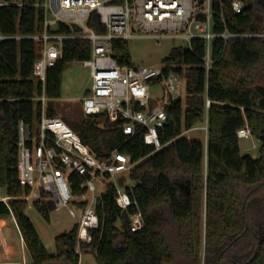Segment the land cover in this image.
<instances>
[{
	"label": "trees",
	"instance_id": "trees-1",
	"mask_svg": "<svg viewBox=\"0 0 264 264\" xmlns=\"http://www.w3.org/2000/svg\"><path fill=\"white\" fill-rule=\"evenodd\" d=\"M47 0H5L0 4V217L13 216L32 262L26 264H80L93 255L98 264H264V7L262 0H242L235 14L230 0H212L210 65L208 42L194 38L186 47H174L164 60L165 74L185 80L183 95L167 107L165 126L158 131L160 151L146 145L145 128L132 135L123 120L107 114L86 116L74 128L101 162L122 153L136 163L130 171L128 193L137 205L121 210L117 188L107 186L97 207L100 226L92 241L79 239V225L55 239L50 254L26 214L29 189L19 182V123L33 128L41 118L42 85L34 64L42 44L32 39L44 33ZM124 0H115L122 4ZM88 25L97 34L106 28L93 13ZM50 32L73 35L69 25L57 23ZM112 55L121 67H136L128 40L116 39ZM92 56L88 40L64 42L62 58L48 70L46 115L57 117L53 102L61 97L62 75L68 64ZM210 106L207 109V102ZM208 112L207 141L182 134L201 127ZM249 127L261 142L260 155H242L238 131ZM196 132V131H195ZM194 133V132H193ZM197 133H200L197 130ZM73 194L79 197L84 178L67 172ZM108 176L105 180H109ZM190 196V198H189ZM46 221L55 203L43 194L33 202ZM79 215L85 205L75 201ZM140 209L144 227L130 229V217Z\"/></svg>",
	"mask_w": 264,
	"mask_h": 264
},
{
	"label": "built area",
	"instance_id": "built-area-1",
	"mask_svg": "<svg viewBox=\"0 0 264 264\" xmlns=\"http://www.w3.org/2000/svg\"><path fill=\"white\" fill-rule=\"evenodd\" d=\"M47 0L46 13H51L53 21L45 16L44 33L32 39L42 44L40 57L34 64V75L42 85V93L35 98L40 103L41 118L36 131L24 122L19 123V182L29 189L23 196L26 202L40 200L43 194L49 195L55 209H67L79 225V239L92 241V230L100 226L97 207L102 194L107 190L105 177L114 179L118 174H129L134 168L130 156L113 153L108 161L101 162L84 145L80 136L59 117L46 115L49 98L46 94L48 70L62 58L64 42L70 39L88 40L92 44V56L82 64L90 68L93 81L92 89L82 101L83 114L86 116L107 114L112 122L123 120L125 135L136 133L145 128L144 141L155 152L164 146L158 131L168 119L166 112L173 102L183 95L185 80L174 73L165 74L163 69L150 67H121L112 55V43L116 39L129 40L135 32L156 34L187 41L200 38L208 42L207 66L210 65V42L217 36L212 33V0L199 4L198 0ZM235 14L244 10L242 0H230ZM207 5L202 8L201 5ZM93 13L100 18L106 28L105 34H97L88 25ZM57 23L70 26L79 25L82 32L62 35L50 32ZM197 33H193V31ZM6 39L0 34V40ZM156 85L159 94L155 96L152 86ZM210 102H207V109ZM197 130L208 135V112L204 124L185 131L182 136L188 139ZM251 135L248 126L238 131L239 138ZM66 171L76 172L84 178L80 189L83 193L73 194ZM117 188L116 202L121 210L133 205L128 189ZM10 197L0 194V201L8 203ZM75 201L85 205L79 215ZM144 227V218L137 209L130 217V229L139 232Z\"/></svg>",
	"mask_w": 264,
	"mask_h": 264
},
{
	"label": "rangeland",
	"instance_id": "rangeland-1",
	"mask_svg": "<svg viewBox=\"0 0 264 264\" xmlns=\"http://www.w3.org/2000/svg\"><path fill=\"white\" fill-rule=\"evenodd\" d=\"M5 0H0L3 4ZM207 5H201L206 8ZM49 21H53L54 17L51 13L47 16ZM193 33H197L195 30ZM188 42L182 39L171 37H160L156 34H145L135 32L134 36L128 40L131 59L136 67H150L161 69L164 66V60L169 56L174 47H186ZM93 81L90 68L84 66L80 62L68 64L62 75L61 97L53 102V109L57 117L63 119L66 124L75 132L74 128H79L83 119L82 100L90 94ZM153 93L159 94V89L156 85L152 86ZM39 123L34 127L37 130ZM200 133L194 132L191 134L194 137H203ZM206 140V134L204 133ZM261 142L253 136L240 138V150L242 155H250L253 158H258L260 155ZM112 182H117L119 187L125 188L129 186L130 179L126 173L118 174L114 179L106 180V185ZM3 194V191H0ZM26 214L32 220V223L39 234L44 246L50 254H55V239L57 236L65 234L72 230L77 223L76 220L69 214L67 209L56 210L51 213L50 221H46L42 215L34 208L30 202L26 209ZM10 230L6 231V238L10 242V237L15 238L18 249L20 248L19 238L15 233L13 224H10ZM21 251V250H20ZM17 252V256L13 260H21V252ZM28 262H32L29 256ZM80 264H98L93 255H82Z\"/></svg>",
	"mask_w": 264,
	"mask_h": 264
},
{
	"label": "crops",
	"instance_id": "crops-1",
	"mask_svg": "<svg viewBox=\"0 0 264 264\" xmlns=\"http://www.w3.org/2000/svg\"><path fill=\"white\" fill-rule=\"evenodd\" d=\"M47 3V1H46ZM46 5V4H45ZM46 9V7H45ZM47 16V13H46ZM55 25L52 27L54 29ZM83 101V100H82ZM83 112V109H82ZM3 195V194H2ZM10 224L14 225L15 233L19 238L20 248L18 249L14 237H10V242L6 238V231L10 230ZM21 250V251H20ZM20 251L22 258L21 260H13L17 256V252ZM31 257L27 246L24 242L22 234L13 216L7 218L0 217V264H26L29 263L28 259ZM82 257V256H81Z\"/></svg>",
	"mask_w": 264,
	"mask_h": 264
},
{
	"label": "water",
	"instance_id": "water-1",
	"mask_svg": "<svg viewBox=\"0 0 264 264\" xmlns=\"http://www.w3.org/2000/svg\"><path fill=\"white\" fill-rule=\"evenodd\" d=\"M204 1L205 0H198L199 4H203ZM261 4L264 7V0L261 1ZM71 27H72V30L74 32H76V33L82 32V28L79 25L75 24V23H72ZM189 198H190V196H189Z\"/></svg>",
	"mask_w": 264,
	"mask_h": 264
}]
</instances>
